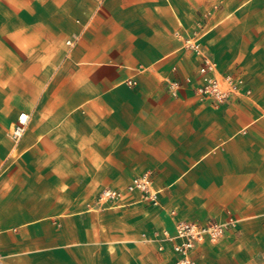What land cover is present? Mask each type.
Here are the masks:
<instances>
[{
	"label": "crops",
	"instance_id": "1",
	"mask_svg": "<svg viewBox=\"0 0 264 264\" xmlns=\"http://www.w3.org/2000/svg\"><path fill=\"white\" fill-rule=\"evenodd\" d=\"M205 59L251 95L201 101ZM210 220L197 264H264V0H0V264H174Z\"/></svg>",
	"mask_w": 264,
	"mask_h": 264
},
{
	"label": "built area",
	"instance_id": "2",
	"mask_svg": "<svg viewBox=\"0 0 264 264\" xmlns=\"http://www.w3.org/2000/svg\"><path fill=\"white\" fill-rule=\"evenodd\" d=\"M74 39L67 43L72 44ZM199 81L195 86V94L201 101H210L213 106L220 107L231 97H249L251 90L243 77L234 74H219L216 63L205 59L198 70ZM186 83L193 84L192 78H187ZM182 84L177 81L169 83V90L173 97H179ZM29 117L21 114L17 122L9 130V136L18 143L25 135ZM129 192H142L154 205H158V193L152 190V180L149 174L135 177L128 186ZM106 197L117 198L120 193L106 191ZM230 224L207 221L206 223L178 222L174 231L162 230L156 233L152 242L158 245L160 252L166 251V245H170L171 251L176 255L174 264H197L193 253L195 249L209 241L216 242L227 232Z\"/></svg>",
	"mask_w": 264,
	"mask_h": 264
}]
</instances>
